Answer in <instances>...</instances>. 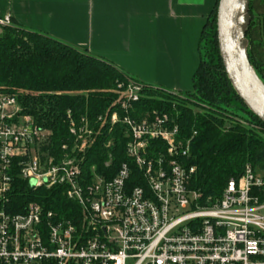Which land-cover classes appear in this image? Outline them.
Wrapping results in <instances>:
<instances>
[{
    "label": "built area",
    "instance_id": "built-area-1",
    "mask_svg": "<svg viewBox=\"0 0 264 264\" xmlns=\"http://www.w3.org/2000/svg\"><path fill=\"white\" fill-rule=\"evenodd\" d=\"M142 89L119 85L94 123L68 111L70 144L52 153L51 131L22 112L20 93H0V264H264V177L246 166L203 198L189 187L192 136L167 112L131 115ZM118 124L127 160L113 171L109 154L102 171L86 167L101 128ZM17 178L32 194L56 189L76 213L16 199Z\"/></svg>",
    "mask_w": 264,
    "mask_h": 264
},
{
    "label": "trees",
    "instance_id": "trees-1",
    "mask_svg": "<svg viewBox=\"0 0 264 264\" xmlns=\"http://www.w3.org/2000/svg\"><path fill=\"white\" fill-rule=\"evenodd\" d=\"M217 3L200 36V51L203 44L204 52L193 75L192 93L188 92L193 101L164 87L142 83L103 58L11 23L0 26V93H20L22 112L51 131L52 153L60 144H70L68 111L73 119L85 115L94 123L114 105L119 85L129 80L139 82L143 86L141 99L131 115L139 117L157 110L175 117L180 134L192 136L188 164L195 172L189 187L203 198L215 199L246 166L264 177V123L238 98L224 71L216 39ZM249 13L253 15L251 0ZM250 27L251 20L246 35ZM247 54L249 57L248 49ZM125 135L122 125L111 131L102 127L88 150L86 167L95 165L102 171L110 154L109 167L114 171L127 160ZM108 140L111 144L106 146ZM14 188L15 198L23 203L35 200L62 217L72 218L76 213L74 204L56 189H39L32 194L18 178Z\"/></svg>",
    "mask_w": 264,
    "mask_h": 264
},
{
    "label": "crops",
    "instance_id": "crops-1",
    "mask_svg": "<svg viewBox=\"0 0 264 264\" xmlns=\"http://www.w3.org/2000/svg\"><path fill=\"white\" fill-rule=\"evenodd\" d=\"M217 0H0V19L103 58L138 81L192 91Z\"/></svg>",
    "mask_w": 264,
    "mask_h": 264
},
{
    "label": "water",
    "instance_id": "water-1",
    "mask_svg": "<svg viewBox=\"0 0 264 264\" xmlns=\"http://www.w3.org/2000/svg\"><path fill=\"white\" fill-rule=\"evenodd\" d=\"M249 0H218L216 39L230 84L242 103L264 123V83L247 54Z\"/></svg>",
    "mask_w": 264,
    "mask_h": 264
},
{
    "label": "rangeland",
    "instance_id": "rangeland-1",
    "mask_svg": "<svg viewBox=\"0 0 264 264\" xmlns=\"http://www.w3.org/2000/svg\"><path fill=\"white\" fill-rule=\"evenodd\" d=\"M251 8L253 15L250 16L251 27L246 35L248 41L247 49L255 72L264 82V0H251ZM0 26L5 25L0 23ZM202 52H204L203 44L201 48V53ZM172 92L178 93L181 97L193 101V97L190 93Z\"/></svg>",
    "mask_w": 264,
    "mask_h": 264
}]
</instances>
